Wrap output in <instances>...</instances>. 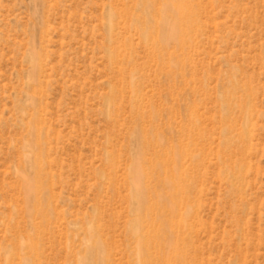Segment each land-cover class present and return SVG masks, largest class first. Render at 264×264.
I'll return each mask as SVG.
<instances>
[{
    "label": "rangeland",
    "instance_id": "obj_1",
    "mask_svg": "<svg viewBox=\"0 0 264 264\" xmlns=\"http://www.w3.org/2000/svg\"><path fill=\"white\" fill-rule=\"evenodd\" d=\"M167 255L264 264V0H0V264Z\"/></svg>",
    "mask_w": 264,
    "mask_h": 264
},
{
    "label": "bare ground",
    "instance_id": "obj_2",
    "mask_svg": "<svg viewBox=\"0 0 264 264\" xmlns=\"http://www.w3.org/2000/svg\"><path fill=\"white\" fill-rule=\"evenodd\" d=\"M166 6V8H168V6L167 5H165ZM172 8L174 9L175 8V10L177 11V8L176 7H174V6H172ZM161 27L163 28H165V24L163 23V24H161ZM172 30H171V33H172V35H175L176 34V32H177V25L176 24H173L172 25ZM168 149V148H167ZM164 150H166V149H164ZM168 151H170L169 153H168V155L169 156H173V154L175 155L176 154V151L173 149V148H170L169 147V149L168 150H166V153L168 152ZM164 154H165V152L164 151H160V152H158V154H157V158H158V160H159V158L161 157V156H164ZM155 168V167H154ZM143 171H142V167H141V164L140 163H138V164H136V166H135V168L133 169V179H134V188L136 189V191L138 192V205H139V209H140V211H142V212H146L147 211V214L145 213L144 214V216L142 217V220H143V222H144V224H145V229H144V232L146 233V235H147V239H148V237H149V239H148V241H150L151 240V242H152V245H153V247H150L151 245H149V243L150 242H146V243H144V245L141 243V242H139L140 240L138 239V250L143 254L144 253V259L146 258V260L148 259V258H150V255H151V251H150V249H152L153 251L155 250V248L156 247H159L158 245H160L161 244V242H163V241H161V239L163 238H161L160 237V230L157 228V223L156 222H159L158 220L156 221V219L157 218H160V216L158 217H156L155 216V218L153 219V216H152V214H151V212L153 213V212H155V213H157V211L160 209V207L158 206V204H157V202L155 203L154 202V204H152L153 202H151V201H147L146 199H145V197H144V195L141 193V187H140V182H141V180H142V178L144 177V175H143V173H142ZM144 192V191H143ZM146 193V192H145ZM154 197H157V198H161L162 199V196L161 195H158V194H155L154 195ZM154 199H156V198H154ZM171 210L172 209H170V210H168L169 212H171ZM162 211H164L163 209H162ZM149 213V214H148ZM162 212H160V214H161ZM163 213H165V212H163ZM159 214V213H158ZM157 214V215H158ZM159 214V215H160ZM166 214H168V213H166ZM156 215V214H155ZM171 215L173 216V214L171 213ZM169 216H170V213H169ZM172 216H170L169 218H171ZM161 218H164L165 220H168V219H166L167 217H165L164 216V214H163V217H161ZM160 218V219H161ZM159 219V220H160ZM170 220V219H169ZM168 220V221H169ZM161 221V220H160ZM163 221V220H162ZM170 222H171V220H170ZM160 224V223H159ZM158 224V225H159ZM169 224V223H168ZM160 225H162V224H160ZM164 225H166L165 223H164ZM156 226V227H155ZM159 227V226H158ZM161 228V227H160ZM164 228V227H163ZM162 229V228H161ZM164 230V229H163ZM163 230H161V231H163ZM165 232V231H164ZM163 232V233H164ZM133 234V238H135V239H137V234L135 233V232H133L132 233ZM160 242V243H159ZM156 251H158V249L156 250ZM156 255H157V253H156ZM160 256V255H159ZM168 256V255H167ZM167 256H161V257H158L159 259H156L155 260V263L156 262H158L157 264H166L168 261H167V258H169V256L167 257ZM143 258V257H142ZM171 261V260H170ZM150 262L152 263V260H150Z\"/></svg>",
    "mask_w": 264,
    "mask_h": 264
}]
</instances>
